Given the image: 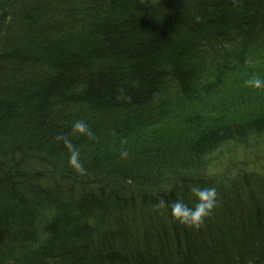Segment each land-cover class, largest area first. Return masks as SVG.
I'll return each instance as SVG.
<instances>
[{"label": "trees", "instance_id": "trees-1", "mask_svg": "<svg viewBox=\"0 0 264 264\" xmlns=\"http://www.w3.org/2000/svg\"><path fill=\"white\" fill-rule=\"evenodd\" d=\"M261 34L264 0H0V186L20 200L61 177L48 219L0 229V264H264V177L200 175L223 143L264 135V107L229 114L258 90L215 99ZM193 186L218 191L199 230L168 207L194 206Z\"/></svg>", "mask_w": 264, "mask_h": 264}, {"label": "rangeland", "instance_id": "rangeland-1", "mask_svg": "<svg viewBox=\"0 0 264 264\" xmlns=\"http://www.w3.org/2000/svg\"><path fill=\"white\" fill-rule=\"evenodd\" d=\"M259 39L260 43L257 42L258 45L253 47L251 57L248 58L246 66L228 76L221 96L215 99L216 103L220 104L221 100L223 102L231 100L235 95L237 97L241 96L239 93L247 96V94L250 95L251 92L254 93L258 90V93L261 94L262 102H255L253 106L238 105L233 108V111L229 113L230 115L240 117L243 113L254 112L259 110V107H264V88H249L246 84V81L254 75H260L264 78V35L261 34ZM257 159H260L259 163H256ZM207 160V165L205 164L200 175L216 181L217 184H221V181H224V183L229 182L230 179L243 171H252L256 175L264 177V135L257 136L252 142L245 144H239L236 141L225 142L217 150L209 154Z\"/></svg>", "mask_w": 264, "mask_h": 264}, {"label": "clouds", "instance_id": "clouds-1", "mask_svg": "<svg viewBox=\"0 0 264 264\" xmlns=\"http://www.w3.org/2000/svg\"><path fill=\"white\" fill-rule=\"evenodd\" d=\"M249 88L261 89L264 88V78L260 75H254L246 81ZM73 133H80L87 136L89 139L94 138L93 132L89 125L84 120H76L72 125ZM58 141H63L65 146L69 149V164L80 175H85L87 169L81 160V153L79 149L74 146L70 139L65 135H58L56 137ZM122 158H127L129 153L124 150L120 153ZM190 191L196 197V203L194 206H189L181 199H177L172 202L168 207L171 208V215L174 220L186 226L189 229L199 230L204 227L208 218H210L215 209L218 206V191L215 186L200 187L193 186ZM158 207H165V202H161Z\"/></svg>", "mask_w": 264, "mask_h": 264}, {"label": "bare ground", "instance_id": "bare-ground-1", "mask_svg": "<svg viewBox=\"0 0 264 264\" xmlns=\"http://www.w3.org/2000/svg\"><path fill=\"white\" fill-rule=\"evenodd\" d=\"M259 162L260 159H257L256 163ZM249 173H251V171H249ZM59 180H61V177L57 178L52 176V179H49V181L45 180L42 182L44 186L39 188L41 192L33 191L24 193L23 191L24 194L20 195V200L18 199L19 196H12L18 190L11 189V185L5 187L0 186V202L6 207L4 209L6 213H0V217H6L7 221L10 220V222L13 223L10 227H6L7 229L3 227L0 228L2 234H8L9 232L7 230L13 232L15 229L21 227V223L28 224L34 222L35 219L38 220L42 218L44 211L53 207L54 187H52V183ZM63 182H65V180ZM17 187L19 186L17 185ZM89 190L92 191L91 188ZM33 201H35L36 204H34ZM48 215L49 213H46L43 220L48 219Z\"/></svg>", "mask_w": 264, "mask_h": 264}]
</instances>
